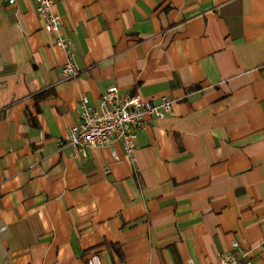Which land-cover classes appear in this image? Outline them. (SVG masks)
<instances>
[{"label": "crops", "instance_id": "0c3cea01", "mask_svg": "<svg viewBox=\"0 0 264 264\" xmlns=\"http://www.w3.org/2000/svg\"><path fill=\"white\" fill-rule=\"evenodd\" d=\"M53 10L71 79L36 1L0 0V264H207L232 240L264 264V0ZM110 85L174 99L131 157L66 142Z\"/></svg>", "mask_w": 264, "mask_h": 264}, {"label": "built area", "instance_id": "2783aa9c", "mask_svg": "<svg viewBox=\"0 0 264 264\" xmlns=\"http://www.w3.org/2000/svg\"><path fill=\"white\" fill-rule=\"evenodd\" d=\"M13 4L16 0H5ZM36 11L43 19V27L53 38L55 45L65 52L66 59L61 68L63 79H71L78 73L73 61L70 41L60 34V15L53 10L54 0H35ZM174 99L162 96L158 100L144 98L128 91L122 92L110 85L100 96L98 106L89 104L86 96L80 98L77 123L70 128L66 142L76 151L84 153L87 147H104L112 141H119L125 154L131 157L137 147V135L152 120L171 114ZM62 144V141H59ZM113 155L114 151H112ZM6 227L0 228V231ZM232 250L220 253L212 263L207 264H251L247 252H240L237 240L231 241ZM89 264H96L93 259Z\"/></svg>", "mask_w": 264, "mask_h": 264}, {"label": "trees", "instance_id": "16d2710c", "mask_svg": "<svg viewBox=\"0 0 264 264\" xmlns=\"http://www.w3.org/2000/svg\"><path fill=\"white\" fill-rule=\"evenodd\" d=\"M41 96V95H40Z\"/></svg>", "mask_w": 264, "mask_h": 264}]
</instances>
